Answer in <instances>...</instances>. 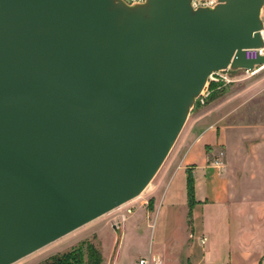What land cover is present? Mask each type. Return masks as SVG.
I'll use <instances>...</instances> for the list:
<instances>
[{"label":"water","instance_id":"95a60500","mask_svg":"<svg viewBox=\"0 0 264 264\" xmlns=\"http://www.w3.org/2000/svg\"><path fill=\"white\" fill-rule=\"evenodd\" d=\"M263 8L0 0V264L142 196L210 76L264 66Z\"/></svg>","mask_w":264,"mask_h":264},{"label":"crops","instance_id":"0c3cea01","mask_svg":"<svg viewBox=\"0 0 264 264\" xmlns=\"http://www.w3.org/2000/svg\"><path fill=\"white\" fill-rule=\"evenodd\" d=\"M258 102L226 93L193 118L149 199L118 209L110 222L117 249L104 260L116 264L121 249L128 258L157 256L164 264H264V101ZM101 222L88 231L103 248L111 233L97 229Z\"/></svg>","mask_w":264,"mask_h":264},{"label":"rangeland","instance_id":"374dc122","mask_svg":"<svg viewBox=\"0 0 264 264\" xmlns=\"http://www.w3.org/2000/svg\"><path fill=\"white\" fill-rule=\"evenodd\" d=\"M226 93L237 94L241 103H245L247 101H259L258 103H262L264 101V68L258 71L257 73L226 70L218 72V74L212 75V78H210L206 88L203 91L201 99L197 100L195 106L193 107L188 121L176 145L174 146L172 152L170 153L160 172L157 174V176L149 185V187L145 190L143 195L129 202L128 204L137 203L139 201L149 199L153 185L158 182L165 170L170 166V164L176 157L183 135L186 133L188 127L192 123L193 118L197 116V114H199L201 111L206 109L208 104L212 102V100H216L220 97L223 98ZM117 211L118 209L88 224L87 226L69 234L68 236L54 242L53 244L41 249L40 251L24 258L16 264H51L55 258L62 257L66 253L78 250L80 248L82 249V252L85 255L84 264H86V251L88 244L94 245L101 252L102 256L103 253H105V255L107 254L108 258L111 257V259H113L115 251L117 249V244H115V240L112 237L113 231L110 228V222H113V217L118 213ZM97 221H102L97 229L107 228V230L109 231L108 233H111V236H103V248L97 236L92 234L93 230L88 231V229L94 227L93 225H95ZM132 256L134 257H126L124 253H121L120 249L116 256V264H126L132 260H135V262L137 263L138 255H134L132 253ZM102 264H112V261L109 262V259H107L106 261L103 257Z\"/></svg>","mask_w":264,"mask_h":264},{"label":"trees","instance_id":"16d2710c","mask_svg":"<svg viewBox=\"0 0 264 264\" xmlns=\"http://www.w3.org/2000/svg\"><path fill=\"white\" fill-rule=\"evenodd\" d=\"M188 196L190 206L194 202V184L192 177H189L188 181ZM189 222L191 220V211L189 212ZM87 263L86 264H102L103 256L101 252L92 244L87 245L86 251ZM85 255L82 252V249L74 250L69 253H66L62 257L55 258L51 264H84Z\"/></svg>","mask_w":264,"mask_h":264},{"label":"built area","instance_id":"2783aa9c","mask_svg":"<svg viewBox=\"0 0 264 264\" xmlns=\"http://www.w3.org/2000/svg\"><path fill=\"white\" fill-rule=\"evenodd\" d=\"M126 3L128 4H140V3H144L145 0H124ZM192 3V7L194 9H198V8H202V7H213L218 3V0H191ZM263 21H264V8H263ZM262 36H263V40H264V29L262 30ZM245 53V58L247 60H257L260 56H264V47L262 48H248L244 50ZM263 67H256L254 72H249V73H257L258 71H260L261 69H263ZM247 72V71H246ZM214 74H218V73H214ZM212 74V75H214ZM212 75L210 76V78H212ZM210 80V79H209ZM226 80V79H224ZM203 95V92L201 94V96L199 97L198 100L201 99ZM202 243H205L206 239H202L201 240ZM137 264H164L162 259L157 257V256H150V257H145V258H141L138 260Z\"/></svg>","mask_w":264,"mask_h":264},{"label":"bare ground","instance_id":"6f19581e","mask_svg":"<svg viewBox=\"0 0 264 264\" xmlns=\"http://www.w3.org/2000/svg\"><path fill=\"white\" fill-rule=\"evenodd\" d=\"M263 35H264V33H263ZM141 197V196H140Z\"/></svg>","mask_w":264,"mask_h":264}]
</instances>
